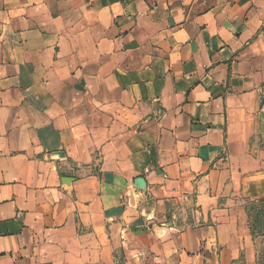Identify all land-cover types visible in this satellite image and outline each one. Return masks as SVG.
<instances>
[{"label":"crops","instance_id":"crops-1","mask_svg":"<svg viewBox=\"0 0 264 264\" xmlns=\"http://www.w3.org/2000/svg\"><path fill=\"white\" fill-rule=\"evenodd\" d=\"M0 264H264V0H0Z\"/></svg>","mask_w":264,"mask_h":264},{"label":"water","instance_id":"water-1","mask_svg":"<svg viewBox=\"0 0 264 264\" xmlns=\"http://www.w3.org/2000/svg\"><path fill=\"white\" fill-rule=\"evenodd\" d=\"M141 180H142L141 178H138L136 182L137 183H140Z\"/></svg>","mask_w":264,"mask_h":264}]
</instances>
